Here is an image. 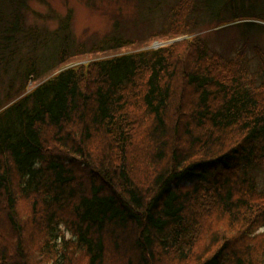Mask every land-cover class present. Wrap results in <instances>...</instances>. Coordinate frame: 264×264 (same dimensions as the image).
Listing matches in <instances>:
<instances>
[{
	"label": "trees",
	"instance_id": "obj_1",
	"mask_svg": "<svg viewBox=\"0 0 264 264\" xmlns=\"http://www.w3.org/2000/svg\"><path fill=\"white\" fill-rule=\"evenodd\" d=\"M30 1L0 0V264H109V250L119 264H264V26L251 21L264 0H131L133 21L85 40L70 12L51 31L28 23ZM213 21L241 43L204 41ZM164 37L181 39L67 67ZM146 119L140 152L157 168L143 188L130 166Z\"/></svg>",
	"mask_w": 264,
	"mask_h": 264
},
{
	"label": "rangeland",
	"instance_id": "obj_2",
	"mask_svg": "<svg viewBox=\"0 0 264 264\" xmlns=\"http://www.w3.org/2000/svg\"><path fill=\"white\" fill-rule=\"evenodd\" d=\"M136 2H133L131 0H44V1H34L31 0L28 3V10L25 13L26 19L28 23L31 25L38 24V25H44L48 30H54L56 29L59 20L66 17L68 12L71 13V19H70V30L71 33L75 35V37L78 40H85L89 36H103L106 33H109L111 30L112 22L116 18H131L130 20L133 21L136 11ZM254 24H258V26L262 25L264 26L263 22H256L251 20ZM247 21L246 22H251ZM218 22V21H217ZM217 22L213 21L206 25H204V31L201 33V38L206 41L208 44H211L215 47H224L229 48L232 45L237 46L241 43V30H239L238 25L235 24H227L223 26H216ZM147 23V22H146ZM147 25V24H145ZM135 26V24H133ZM255 33V31H254ZM258 36L257 39L261 44H264V31L257 32ZM95 37V38H97ZM167 38V39H166ZM169 37H164L163 39L158 40H152L147 42L146 44H135L134 46H129L126 48H121L114 52H108L105 54L103 52L102 54L93 53L88 55H83L80 57H76L75 60H72L70 64L67 67H84L87 64L91 63L92 61H96L102 58H112L114 56L123 55V54H133L135 52L140 51H147V50H153L156 48H159L161 46H167L172 43L177 42L181 38H173L172 40L168 39ZM183 38V37H182ZM155 44L157 46L155 47ZM236 44V45H235ZM264 46V45H263ZM232 48V47H231ZM229 50V49H228ZM64 67V68H67ZM60 70H63L60 69ZM59 70V71H60ZM58 71V72H59ZM34 87L33 82L31 81L28 88L29 91L32 90ZM134 102V107L131 109V115L133 116L135 122H141L142 117H145V114L143 112V109L141 107V104L138 102V100L135 98L131 105ZM144 121V120H143ZM146 123L148 122L147 119L143 123L142 128H139L137 131L138 134L134 136L135 145L134 148L136 149L135 156L132 155L131 160V171L134 175L135 182H137L141 187L146 188L149 186L150 179H152L154 175V170L157 168L153 164H150V160L145 162L142 156H150L151 154L147 152H140L144 148V135ZM99 143H96L95 145V151L98 150ZM100 154V153H98ZM19 214L22 218L24 216L29 215L30 207L28 202L23 203L22 201L19 202L18 205ZM20 217V218H21ZM60 236L63 237L65 240V243H68L72 236L68 231L66 230V227L60 228ZM253 237V235H252ZM210 235H206V238H201L198 241V250L195 253V259L198 258L199 255L202 254V252L205 249H208V247L211 245L209 244ZM252 240V239H251ZM262 240V239H259ZM254 242H250L249 244L252 245V247H255L258 243L257 240H252ZM60 240L57 242H49L48 249H51L56 247H60L59 244ZM216 244H214V247ZM219 246V245H218ZM216 248V247H215ZM109 250V249H108ZM71 259L75 264H82L85 262L84 256L82 254L74 253L71 255ZM106 260L109 261V264H119L118 256L112 252H107ZM195 261V260H194ZM159 264V263H158ZM160 264H180L177 262H173L170 260L163 259Z\"/></svg>",
	"mask_w": 264,
	"mask_h": 264
},
{
	"label": "water",
	"instance_id": "obj_3",
	"mask_svg": "<svg viewBox=\"0 0 264 264\" xmlns=\"http://www.w3.org/2000/svg\"><path fill=\"white\" fill-rule=\"evenodd\" d=\"M157 46V44H155V47Z\"/></svg>",
	"mask_w": 264,
	"mask_h": 264
}]
</instances>
